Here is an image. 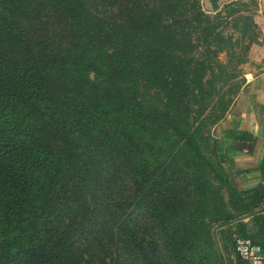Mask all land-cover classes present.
Wrapping results in <instances>:
<instances>
[{
	"label": "trees",
	"instance_id": "trees-1",
	"mask_svg": "<svg viewBox=\"0 0 264 264\" xmlns=\"http://www.w3.org/2000/svg\"><path fill=\"white\" fill-rule=\"evenodd\" d=\"M247 4L0 0V264H233L218 233L254 242L227 225L256 216L264 186L215 170L256 137L234 126L214 143L193 125L217 83L194 56L221 66L211 42L232 48L224 31Z\"/></svg>",
	"mask_w": 264,
	"mask_h": 264
},
{
	"label": "rangeland",
	"instance_id": "rangeland-1",
	"mask_svg": "<svg viewBox=\"0 0 264 264\" xmlns=\"http://www.w3.org/2000/svg\"><path fill=\"white\" fill-rule=\"evenodd\" d=\"M201 10L208 12L210 14L215 13L216 11L223 10L226 3V0H197ZM256 0H246L247 7L243 5L236 7L238 11H233L230 16V22L236 24L239 28L234 29L233 26L228 27L224 31L225 37H231L233 46L232 48L228 47V44L219 41L216 42L215 39L211 42V47L225 46L224 50L221 51L218 55V61L221 62V66L216 65L215 58L209 57L208 55H196L195 58H199L200 60L211 61L215 63L214 65V75L217 81L215 83L216 89L214 91L213 96L209 99L210 101L204 106V110L200 117L194 121V126L199 125L203 128V136L210 137L213 141L221 142L224 139L226 129L233 128L236 126V123L232 120V113H235V116L238 115V107L237 102L240 95L244 94L245 87L247 85L248 79L251 78V75L257 74L261 68L264 66L262 63H257L255 54H258L256 50V46L254 44L262 43V35L260 34L259 28L250 27L253 34L245 35V25L248 24V21L245 20V17L253 15L257 8V4L255 5ZM90 6V4H89ZM6 7V6H5ZM91 7V6H90ZM108 11L110 10V6L107 7ZM108 11L103 10L102 12H95V15L98 17H107ZM92 16L94 15L93 11ZM24 24L23 21H21ZM251 47L252 50H251ZM199 50V49H198ZM152 92V91H151ZM151 95L148 97L149 101H153ZM220 100L224 103L231 101L229 105H226V110L224 114L219 119H215L214 116L219 113L220 110ZM234 103L233 108L232 104ZM228 111V112H227ZM231 117V118H230ZM224 147V146H223ZM243 152H237L235 150H228L227 155L233 157V159L237 158ZM213 160V157H211ZM238 166L237 163L233 164L232 167H227L222 169L216 167L215 171H218L220 175L228 177L229 181L234 184H238V177L236 175H232L236 173V169ZM225 173V174H224ZM224 174V175H223ZM222 181L215 179L214 174L210 171L209 174V184L208 190L210 189H218L219 193L225 195V188L223 185L221 186ZM207 190V191H208ZM223 236V234H222ZM226 235L224 234V238ZM223 239V238H222ZM220 245L223 247L226 246L225 249L222 250L223 255L226 258V262H228L229 258L227 257V247L228 243L224 241H220ZM225 245V246H224ZM168 259L167 252L163 251L162 260L166 261Z\"/></svg>",
	"mask_w": 264,
	"mask_h": 264
},
{
	"label": "crops",
	"instance_id": "crops-1",
	"mask_svg": "<svg viewBox=\"0 0 264 264\" xmlns=\"http://www.w3.org/2000/svg\"><path fill=\"white\" fill-rule=\"evenodd\" d=\"M230 1L232 0H226L224 3ZM256 4L254 21L262 35V43L254 44L258 51L254 58L258 60L257 63L264 65V0H256ZM237 107L238 115L236 117L235 113L233 114V122L236 123L238 129L248 131L256 137L252 151L244 150L240 156L233 159L234 164L237 163L238 166L234 169L236 173L232 175L238 177V184L232 182V186L241 191L250 189L258 183L264 186V170L258 168V162L264 150V66L257 74L251 75V78L248 79L244 94L240 95L238 99ZM255 211V217L244 214L238 219L232 220L227 226L230 230L238 226L239 229L251 236L253 241L261 246L264 255V200L257 205ZM218 237L219 246L220 241L227 242L222 233H218ZM227 245V257L234 264L237 258L236 254L232 245ZM256 264H264V258Z\"/></svg>",
	"mask_w": 264,
	"mask_h": 264
},
{
	"label": "built area",
	"instance_id": "built-area-1",
	"mask_svg": "<svg viewBox=\"0 0 264 264\" xmlns=\"http://www.w3.org/2000/svg\"><path fill=\"white\" fill-rule=\"evenodd\" d=\"M233 248L240 264H256L263 260L264 255L260 245L248 237L237 233L232 234Z\"/></svg>",
	"mask_w": 264,
	"mask_h": 264
},
{
	"label": "water",
	"instance_id": "water-1",
	"mask_svg": "<svg viewBox=\"0 0 264 264\" xmlns=\"http://www.w3.org/2000/svg\"><path fill=\"white\" fill-rule=\"evenodd\" d=\"M205 139H207L208 141H211L212 139L210 137H205ZM216 141H214L215 143Z\"/></svg>",
	"mask_w": 264,
	"mask_h": 264
}]
</instances>
